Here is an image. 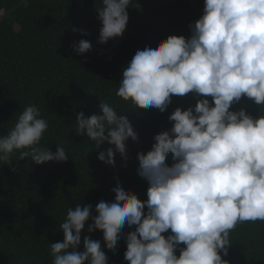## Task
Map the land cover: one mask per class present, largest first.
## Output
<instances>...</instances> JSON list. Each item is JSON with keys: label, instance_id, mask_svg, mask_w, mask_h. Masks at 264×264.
Here are the masks:
<instances>
[{"label": "clouds", "instance_id": "1", "mask_svg": "<svg viewBox=\"0 0 264 264\" xmlns=\"http://www.w3.org/2000/svg\"><path fill=\"white\" fill-rule=\"evenodd\" d=\"M130 3L102 0L98 43L122 35ZM189 28L187 40L169 36L138 50L116 92L136 108L161 113L173 95L211 97L214 105L202 98L194 109H175L168 117L174 122L170 132L154 136L146 154L137 153V174L149 185L146 201L117 182L114 201L96 205L88 232H102L107 249L116 247L126 224L136 225L126 236L129 264H229L220 253L228 255L230 232L238 223L264 221V115L229 110L242 96L264 105V0H204L203 15ZM90 48L81 40L73 50L84 54ZM99 110L87 118L77 114L76 135H86L96 148L106 141L124 158L125 141H135L137 133L107 102H99ZM39 117L35 105L24 109L12 130L0 136V160L8 164L14 150L24 149L20 159L30 157L37 165L68 159L62 146L54 154L37 146L48 128ZM113 156L109 148L97 158L114 166ZM92 211L91 205L67 210L60 225L63 241L50 244L53 264H107L100 241L86 236L83 252L76 251Z\"/></svg>", "mask_w": 264, "mask_h": 264}, {"label": "trees", "instance_id": "2", "mask_svg": "<svg viewBox=\"0 0 264 264\" xmlns=\"http://www.w3.org/2000/svg\"><path fill=\"white\" fill-rule=\"evenodd\" d=\"M102 0H0V136L15 126L24 109L35 105L48 124L38 147L53 154L59 146L68 159L37 165L30 157L20 159L14 150L10 162L0 160V264H53L50 244L63 241L60 225L67 210L91 205L92 213L81 231L83 252L87 236L101 243L107 264H129L124 259L126 236L136 225L122 228L114 249L104 246L103 233H89L96 205L111 203L119 182L127 191L146 201L148 182L137 174V153L146 154L154 136L169 131L168 117L180 108L195 107L201 97L193 93L171 96L163 113L156 108H136L116 92L123 69L138 50L154 46L169 36L192 35L189 28L202 15L204 0H175L168 4L155 0H131L126 8L128 22L118 38L98 43L102 23L97 9ZM73 28L77 29L73 32ZM85 40L91 48L84 54L73 49ZM99 102H107L117 115H124L137 139L125 141L124 158L115 146L76 135V116L100 114ZM247 115H264V105L246 97L230 107ZM112 148L114 166L98 160L100 152ZM87 154V155H86ZM172 166L171 153L165 161ZM14 169V171H13ZM144 212L147 213V207ZM171 231L162 233L167 238ZM229 264H264V221L238 223L230 232ZM180 245L175 254L179 257ZM71 251V249H69Z\"/></svg>", "mask_w": 264, "mask_h": 264}, {"label": "rangeland", "instance_id": "3", "mask_svg": "<svg viewBox=\"0 0 264 264\" xmlns=\"http://www.w3.org/2000/svg\"><path fill=\"white\" fill-rule=\"evenodd\" d=\"M156 2L163 1V4H168L169 2H174L175 0H155Z\"/></svg>", "mask_w": 264, "mask_h": 264}]
</instances>
